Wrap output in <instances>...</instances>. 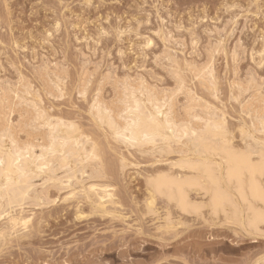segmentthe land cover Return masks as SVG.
Masks as SVG:
<instances>
[{
  "label": "rangeland",
  "instance_id": "374dc122",
  "mask_svg": "<svg viewBox=\"0 0 264 264\" xmlns=\"http://www.w3.org/2000/svg\"><path fill=\"white\" fill-rule=\"evenodd\" d=\"M148 39H152L154 45L146 46ZM262 50L264 0H0V98L8 97V90L12 88L10 95L14 96L13 91L24 89L26 82L32 85L33 90L39 91L45 102L42 107L50 110L51 115L69 117L81 125L83 123V129L105 150L102 158L103 167L109 173L107 182L114 186L115 200L120 201L122 207L119 208L126 216L123 221L119 218L112 219L111 216H92L78 220L75 205L82 202L85 211L90 208L88 202L81 197L71 201H58L50 207L26 205L25 208L29 211L27 213L32 215L33 220L29 229L22 230V233L13 236L1 247L0 264L256 263L258 257L264 254V239L254 240L241 233L235 234L234 228L230 226H215L194 221L192 216H185L182 219L190 221L189 227H179L176 238L171 235L161 238L159 231L155 229L161 221H151L155 217L144 218L141 214L143 209L140 208L146 196L141 174L150 170V164L152 166L157 159L156 167H164V164L168 165L169 161L179 155L173 154L161 159L157 154L154 159L151 155L137 153L136 149L129 148L126 144L113 141L111 136L92 122L88 105L96 96L98 87L104 86L100 97L114 106L119 92L118 84L123 80L129 84L133 81V85L136 81L138 84L142 78L139 86L144 87L145 83L153 92H161L159 95H170L173 89L181 86L180 81L184 80L187 92L179 95L180 93L172 91V94L178 95V100L175 97L173 100L177 104L174 105L176 113H179L177 115H184L183 108L189 98L186 93L192 92L199 98V102H210L220 113H225L230 129L238 132L240 125L252 121L250 117L253 116L256 105L250 107V104L254 103L252 101L257 93L264 94ZM208 62L212 64L217 80V99L208 90L201 88L204 76H201L202 79L194 74L195 71L198 72V68L207 66ZM194 63L196 69L191 70ZM202 64L203 67H200ZM45 70L50 73L60 72L66 76L64 97L54 100L47 95L50 88L43 81ZM88 79L90 84L86 101L79 94V89H82L80 87ZM249 80L251 86L247 85ZM136 84L133 86L138 87ZM244 84L245 87L248 86L247 91L244 90ZM255 85H258L256 88H260V91L256 90ZM241 86L244 95L243 92L240 94ZM232 96L237 97L238 103ZM13 101L18 100L16 98ZM250 101L252 103L247 104ZM19 107H16L18 110L14 107L15 114L7 111L10 114H2L0 118L3 119L6 115L4 121L11 120L8 124L11 123L13 130L18 129L14 130L16 138L21 139L19 141L25 139V142L33 137L27 136L26 131L22 133L20 126L27 114L23 111L25 105ZM23 113L24 118L21 117ZM237 132H234L235 136L238 135L235 142L239 144L241 139ZM109 146L111 149L107 148ZM125 157L129 166L123 169L119 160ZM59 195L61 198L65 197L64 193ZM76 200L79 201L76 203ZM163 203L161 200L157 202L159 214L161 213L159 216L164 214ZM41 219L42 222L39 221ZM2 221L1 219L0 224ZM22 234H27L28 237L33 235L22 238Z\"/></svg>",
  "mask_w": 264,
  "mask_h": 264
},
{
  "label": "bare ground",
  "instance_id": "6f19581e",
  "mask_svg": "<svg viewBox=\"0 0 264 264\" xmlns=\"http://www.w3.org/2000/svg\"><path fill=\"white\" fill-rule=\"evenodd\" d=\"M147 41L146 46L154 45L152 39ZM263 51L260 53L262 54ZM164 56L167 55L164 54ZM263 60L258 61L260 65ZM209 62L208 64L212 61ZM208 64L203 69L200 68L201 70L198 68V72H200L195 71L194 74H198L202 79L201 76H204V80L202 83L200 82L203 85L201 88L208 90L211 96L217 99L219 95H217V80L213 74L212 64L210 67ZM192 65H194V69L191 67V70H195V63ZM200 67H203V64ZM61 69L63 70V68ZM43 77V81L47 82L48 88H50L47 91L49 97L56 100L65 96L66 76L64 77L60 72L50 73L45 70ZM140 79L142 80V78ZM254 80L255 78L253 82H255ZM180 82L181 86L178 89L175 88L177 91L173 89L175 93H180L179 95L187 90L184 80ZM25 83L24 89L13 91L14 96L10 95L12 88L9 89L10 92L8 90V97L0 98V115L10 114L7 111L14 113V107L20 108L19 106L25 105L23 111L27 115L25 116L23 113L24 115L22 114L21 117L25 116L26 120H22L23 123L20 121L22 123L20 128L23 130L22 133L26 131L27 136L34 138L31 140L29 138L25 142V139L19 141L21 139L18 140L14 132L17 129L16 126H13L15 128L13 130L10 126L11 123L8 124L11 120L4 121L6 115L5 118H0V221L3 220L0 224V249L11 240L10 238L22 233V230L29 229L33 218L31 214L27 213L29 211H27L28 208H25L26 205L50 207L58 201H71L81 197L82 200L88 202L90 208L85 211L82 202L76 200V203L78 202L75 203L76 219L111 216L112 219L119 218L123 221L126 216L119 208L122 207V204L119 200H115L114 186L107 182L109 173L103 167L102 152L105 150L101 149L97 140L86 132L85 128L83 129L82 122L81 125L73 118L51 115L50 110L42 107L44 100L42 101L39 91L33 90L32 85ZM84 83L78 87L82 88L79 89V94L86 100L90 79ZM132 83L134 82L129 84L124 80L120 81L114 106L108 104L110 101L102 100L100 95L104 86L98 87L96 96L91 101L89 100L88 112L97 128L111 136L112 140L114 139L117 143L120 142L129 148L136 149L137 153L151 155L154 159L157 154L161 159L168 158L173 154L179 155L176 159L169 161L168 165L164 164V167H156L158 159L153 160L155 162L152 166L150 164V168H152L141 174L146 191L143 206L140 208L143 209L142 217L151 216L155 217L151 221L155 219L161 221L156 225V228L154 227L159 231L161 238L170 235L174 238L178 237L179 227L186 225L189 227L190 221L187 222V219L183 220L182 218L192 216L194 221H203V223L207 222L215 226H230L232 229L234 228L235 234L241 233L244 237L254 240L264 239V224L258 222L262 207L259 189L261 181L264 180V94L257 93V97L252 101L254 103L247 102V104L252 103L250 107L251 105H256V107L253 108L254 114L250 117L251 123L240 125L237 128L241 139V144H237L235 139L238 135H234L237 130L230 129L225 113H220L217 108L209 104L210 102L203 100L199 102V98L197 99L195 94L190 91L191 93H186L189 98L183 108L185 109L184 115L180 116L174 109L173 100L177 94H172L173 90H170V95L164 94L166 91L162 92L164 95H159L161 92H153L152 88H149L150 86L144 82V87L139 86V83L136 84L137 81L135 84L138 87L133 86L135 84L131 85ZM250 83L249 80L247 85L251 86ZM239 84L241 85V83ZM240 85L237 86L240 87ZM245 85L243 86L245 87ZM243 86L239 91L244 95V90L248 86L244 90ZM257 86L255 85V88ZM257 89L260 91V88ZM1 95L3 94L1 93ZM30 95L32 97H29ZM16 98L18 101L14 102L13 100ZM177 98L176 100H178ZM231 98L238 100L237 97L232 96ZM96 132L98 133V131ZM104 137L106 139V136ZM119 146L123 147V145ZM126 158L119 160L123 169L129 166ZM63 193L65 197L61 198L59 194ZM159 200L161 203L164 202L163 205L165 204L162 207L164 209L162 216H159L161 213L159 214L160 209L157 208ZM135 202L137 205V201ZM42 219L39 221L42 222ZM31 236L28 237L27 234H24L20 237L30 238ZM258 258L254 264H264V254Z\"/></svg>",
  "mask_w": 264,
  "mask_h": 264
},
{
  "label": "snow or ice",
  "instance_id": "6c2138e0",
  "mask_svg": "<svg viewBox=\"0 0 264 264\" xmlns=\"http://www.w3.org/2000/svg\"><path fill=\"white\" fill-rule=\"evenodd\" d=\"M259 192H260V201H261L262 207L260 210L258 222L260 224H264V180L261 181Z\"/></svg>",
  "mask_w": 264,
  "mask_h": 264
}]
</instances>
